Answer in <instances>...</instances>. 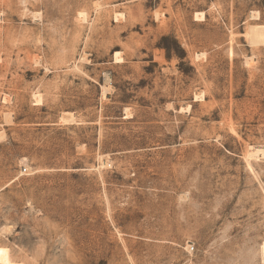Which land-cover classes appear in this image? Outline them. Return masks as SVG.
<instances>
[{"label":"rangeland","instance_id":"rangeland-1","mask_svg":"<svg viewBox=\"0 0 264 264\" xmlns=\"http://www.w3.org/2000/svg\"><path fill=\"white\" fill-rule=\"evenodd\" d=\"M0 264H264V0H0Z\"/></svg>","mask_w":264,"mask_h":264},{"label":"bare ground","instance_id":"bare-ground-1","mask_svg":"<svg viewBox=\"0 0 264 264\" xmlns=\"http://www.w3.org/2000/svg\"><path fill=\"white\" fill-rule=\"evenodd\" d=\"M105 91H106V89H105ZM72 114H73V113H72ZM72 114H71V113H67V114H66V117L63 116L64 119H62V120L65 121V122H67V121H68V122L71 121V120H72L71 117H73V115H74V114H73V115H72ZM258 155H259V154H257V156H258ZM253 156H254V155H253Z\"/></svg>","mask_w":264,"mask_h":264}]
</instances>
